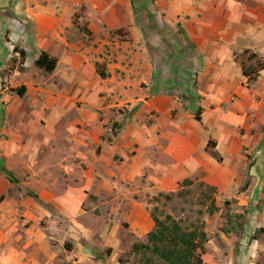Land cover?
I'll return each mask as SVG.
<instances>
[{
    "label": "crops",
    "instance_id": "crops-1",
    "mask_svg": "<svg viewBox=\"0 0 264 264\" xmlns=\"http://www.w3.org/2000/svg\"><path fill=\"white\" fill-rule=\"evenodd\" d=\"M240 34L244 41L235 42ZM15 48L24 52L19 66L11 64L19 59ZM244 50L264 60V0H0V75L14 84L33 68L20 84L26 90L41 75L54 99L66 95L78 118L63 121L62 108L55 115L60 125L80 127L74 140L59 130L61 139L78 143L65 146L66 153L82 151L85 160L83 150L95 147L92 161L118 155L132 174L152 176L170 166L169 175L212 187L216 208L245 207L239 230L248 235L264 233V70L248 88L234 61ZM40 52L56 60L52 73L34 66ZM197 108L201 124L193 118ZM124 109L131 111L124 115ZM113 122L120 131L105 141ZM244 147L254 160L249 168L236 165L244 162ZM62 160L52 157L54 170L67 168ZM100 185L112 191L110 183ZM256 244L253 239L244 249V263L256 264L250 260Z\"/></svg>",
    "mask_w": 264,
    "mask_h": 264
},
{
    "label": "rangeland",
    "instance_id": "rangeland-1",
    "mask_svg": "<svg viewBox=\"0 0 264 264\" xmlns=\"http://www.w3.org/2000/svg\"><path fill=\"white\" fill-rule=\"evenodd\" d=\"M158 32L164 34L161 32L165 29ZM233 38L241 42L245 35ZM18 58L11 64L19 66L24 58ZM33 72V68L27 70L14 84L0 75L1 89H6L0 94V163L19 179V184L13 185L0 174V264H139L140 256L132 255L131 247L154 228V219L166 225L173 221L184 231L203 222L206 239L197 250L202 264H246L243 252L253 239L259 246L250 260L264 264L263 230L248 235L242 233V228L239 230L243 224L240 217H246L245 207L221 204L217 217H206L215 193L212 187L189 177L169 175L171 167L166 165L159 166V172L150 176L130 173L118 155L113 161H92L95 147L83 150V160L79 154L82 151H75L78 143L73 141L80 127L60 125L59 114L55 115L62 108L63 121L78 118L75 110L68 109L66 95L55 94L54 99L42 86L49 80L41 75L30 80L34 86L25 90L23 96L9 92ZM235 97L229 99L230 103ZM81 104L75 101L73 106ZM130 111L124 109L122 114ZM173 111L174 115L178 113L177 109ZM105 128L107 134L102 138L107 141L109 125ZM59 130L73 140L61 139ZM240 132L245 131L242 128ZM55 137L59 139L52 142ZM60 139L62 144L58 145ZM69 145L75 148L73 156L71 151H65ZM99 150L100 147L97 153ZM54 155L61 156L67 168L54 170ZM242 155L244 162L236 165L249 168L254 162L251 152L244 147ZM215 159L218 160L216 155ZM77 162L82 163L81 167ZM89 168L93 173L88 172ZM102 180L110 183L111 192L100 188ZM247 184L244 181L240 189ZM228 220L231 223L227 224ZM219 224L232 227L233 233L222 234ZM139 225H144L142 231L138 230Z\"/></svg>",
    "mask_w": 264,
    "mask_h": 264
},
{
    "label": "trees",
    "instance_id": "trees-1",
    "mask_svg": "<svg viewBox=\"0 0 264 264\" xmlns=\"http://www.w3.org/2000/svg\"><path fill=\"white\" fill-rule=\"evenodd\" d=\"M21 58L24 57L23 51H17ZM234 61L240 68L241 75L246 79L247 86H253L260 72L264 70V60L260 59L256 54L249 50H244L241 53H234ZM34 66L45 73H52L56 68V60L50 57L45 52H40L34 61ZM25 86L20 85L16 88L9 89V92L17 96H23L25 93ZM174 115V111H170ZM201 109L197 108L193 118L196 122L201 124ZM110 136L111 141L115 138L120 131L121 126L117 122L110 123ZM214 143L208 141L206 150L213 147ZM1 162V160H0ZM0 174L13 185L19 184V179L12 173L11 170L4 167L0 163ZM217 208L212 201L211 209L206 213V217L212 215ZM231 221H227V224ZM204 223L195 227L192 230L184 231L182 228L171 221L169 225L154 219V228L144 236V240L134 243L131 247V254L140 256L139 264H202L198 249L205 241V234L203 231ZM218 229L222 233H229L227 225H218Z\"/></svg>",
    "mask_w": 264,
    "mask_h": 264
}]
</instances>
